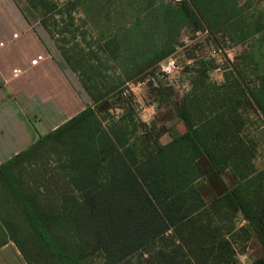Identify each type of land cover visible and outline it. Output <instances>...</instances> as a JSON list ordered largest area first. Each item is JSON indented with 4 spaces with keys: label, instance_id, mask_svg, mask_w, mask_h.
<instances>
[{
    "label": "trees",
    "instance_id": "16d2710c",
    "mask_svg": "<svg viewBox=\"0 0 264 264\" xmlns=\"http://www.w3.org/2000/svg\"><path fill=\"white\" fill-rule=\"evenodd\" d=\"M27 2L65 60L73 68L90 63L93 77L105 76L98 69L102 59L117 60L134 28L148 19L149 9L164 37L154 52L145 41L135 48L140 56L134 62L140 66L174 50V34L182 23L196 28L198 19L204 22L194 0L189 6L183 1L136 0L137 11L134 0ZM77 9L84 14L79 25L72 14ZM94 11L111 26L102 25V17L91 15ZM125 15L127 20L120 23ZM89 22L95 26L91 30L86 27ZM145 24L143 28L149 22ZM87 32L90 39L85 37ZM135 73L125 69L123 80ZM256 78L258 86L249 92L264 117V73ZM120 84L102 82L99 87L93 80L85 88L96 100ZM106 127L96 113H78L0 164V246L12 241L28 264H93L94 253L102 264H239L237 254L243 250L236 249L238 241L219 234L218 227H209L204 218L203 213L210 212L207 219L214 222L224 210L230 221L240 213L247 222L241 227L231 222L230 235L242 232V241H248L253 234L264 247V168L253 169L248 154L243 155L237 164L227 165L240 179L208 202L201 185L195 184L203 176L196 157L206 156L216 171H222L230 150L242 149L246 143L255 147L254 138L244 144L240 126L232 132L235 142H224L223 147L214 138L224 125L222 129L209 126L203 134L189 129L170 143L155 142L141 153L128 141L126 127L121 137ZM115 142L123 144L122 149ZM155 156L162 160L155 159L153 166ZM248 264H264V255Z\"/></svg>",
    "mask_w": 264,
    "mask_h": 264
},
{
    "label": "crops",
    "instance_id": "0c3cea01",
    "mask_svg": "<svg viewBox=\"0 0 264 264\" xmlns=\"http://www.w3.org/2000/svg\"><path fill=\"white\" fill-rule=\"evenodd\" d=\"M163 1L165 3L183 1L190 5V0ZM194 1L199 12L204 16V22L198 19L199 26L196 28L187 22L182 23L178 32L174 34L176 38L174 50L161 60L174 55L179 49H185L187 45L183 42V38L195 34L193 38L197 39L196 42H202L199 49H203L208 44L207 47H218L228 53L227 47H224L219 40L222 38L223 42L234 50L240 48L242 61L232 63L230 66L225 62L227 66L220 67L213 62H206V57L196 55L193 58L196 60L194 66L197 71L189 75L188 89L179 94L168 86L163 90V96L161 93L157 94L156 99L152 101L163 104L164 113H171V117L165 121L168 128L165 131L169 139L162 144L170 143L193 128L202 134L209 126L215 129L223 125L233 128L228 119H223L225 116L222 117V113H234L240 118L247 116L251 121L252 119L258 121L257 131L263 140L264 155V117L253 104L249 92L253 85L257 87L259 83L258 78L253 79V71L258 73H255L256 77L264 73L263 65L258 67L251 57L258 46L263 47V6L251 0ZM4 4L5 13L0 11V164L78 113H96L99 119L107 113H121L116 115L118 119L110 117L111 121L105 120L107 130L112 129L113 133L123 136L125 125L130 122L128 113H140L141 105L134 95H132V104L137 111L134 107L131 109V103L125 102L124 99L122 102L121 99L116 100L115 106L109 101L118 95L121 98L124 87L136 81L138 77L150 74L152 76L153 69L161 60L147 66H140L138 62L127 64L110 62V65L102 62L98 69H101L105 76L93 77L88 69L90 63L73 68L65 60L55 40L40 23L39 15L29 6L27 0H24L22 6L15 5L12 0H5ZM148 35L149 30L147 37ZM142 36L146 40L144 33ZM162 36L164 37V33ZM137 43L136 45L133 42L132 47L140 49L142 44ZM144 44L152 47V52L160 47L154 40L151 44L148 41ZM169 44L172 45V41ZM220 68L218 79L204 76L211 75ZM125 69L128 71L135 69L136 73L131 78L123 80ZM93 80L99 87L102 82L112 85L120 81L121 84L117 89L95 100L85 88V85L91 86ZM159 108L157 109L161 110ZM247 113H252L253 117ZM231 118L234 120L233 115L229 119ZM134 130V127L131 128L129 133H134ZM240 132L241 127L238 131L239 135ZM129 133L126 132L128 141L131 140ZM230 143L233 141H228V144ZM115 144L122 149L123 144L118 142ZM201 158L206 161V166L212 172L227 173L228 184L214 192L212 197L220 195L240 179L228 168L216 171L204 155L195 158L200 168ZM250 162L253 169H256L257 165L253 164V160ZM261 167L264 168V157ZM237 215L239 220L245 222L240 213ZM0 264L28 263L15 244L9 240L0 246Z\"/></svg>",
    "mask_w": 264,
    "mask_h": 264
},
{
    "label": "rangeland",
    "instance_id": "374dc122",
    "mask_svg": "<svg viewBox=\"0 0 264 264\" xmlns=\"http://www.w3.org/2000/svg\"><path fill=\"white\" fill-rule=\"evenodd\" d=\"M4 1L5 0H0V11L4 12ZM15 5L22 6L24 0H12ZM57 3H62L64 0H55ZM123 4V0H121ZM258 3L262 4L263 6V47L258 46L251 55L253 62L255 65L261 66L263 65V71H264V0L259 1ZM109 6H106L105 9H108ZM124 11L127 12L126 8L124 6L122 7ZM133 9L134 11H137L139 7L136 4V0H134L133 3ZM110 11V10H109ZM261 12V11H260ZM149 17L148 19H144V22H141L140 25L136 26L132 32V34L129 35V40L128 43L124 45L125 49L121 50L119 52V56L117 60L113 61L108 58H104L102 60L105 64L110 65V62L113 63H133L134 61L139 59L140 53L139 51L136 52L135 48H133V42L135 39H139V42L142 43L143 41H148L150 44L154 40L156 43L159 42L160 38L162 37V29L157 25V23L152 22V17L154 13L152 12V9H149L147 11ZM262 13V12H261ZM260 13V14H261ZM73 16L75 17V24L79 25L78 19L83 17V11L80 9L74 10L72 12ZM93 17L99 19V17H102L103 24L102 25H110L111 23L105 22L106 18L105 16H101V14H97L92 12L91 14ZM112 15L110 14V20H112ZM127 16H123L119 20L120 23L125 22L127 20ZM142 21L143 18H140ZM149 22L148 26L146 29H143L145 27V23ZM14 25V24H12ZM83 26V25H82ZM81 26V27H82ZM111 26V25H110ZM86 27L91 30V28H94L95 26L93 25L92 22H89V25L86 24ZM110 28V27H109ZM147 30H149V35L147 37ZM135 31V32H134ZM146 35V40H144L142 34ZM192 35V34H191ZM188 35L185 38H183V42L187 45L184 48L185 49H179L174 55H170L169 57L165 58L164 60H161L157 66L153 69V75H143L141 77H138L136 81L129 83L128 86L124 87V90H122V95L120 98V95L116 98H112L109 102L112 104H116V100L121 99V102L124 101L127 103H131L130 107L131 109L134 110L135 105L133 106V101H132V95L136 97L139 100V104L141 105L139 110L140 113H128V119L129 123L125 125L127 128V132L129 133V130L131 128H135L134 133L130 132L129 133V138H131L130 142H133L135 144V150L138 153H141L146 146L152 147L155 142L159 143H164L169 139L168 133H166L167 124L166 120L171 117V113H164L162 109V105H160L159 102H155L152 100L156 99L157 94H162L163 90L167 88L168 86H171L173 88V91L175 93H182L189 87V75L191 76L193 73L197 71V68L195 65L196 60L193 57L198 56H204L206 57V62H213L217 61V65L220 67L222 66H230L232 63L236 62H241L242 61V55L240 53V48H234L229 47V44H225L223 42L222 38H219L220 42L224 47H227L228 53H225V50L221 49V51H218V47H207V40H205V44H207L203 49H199L202 46V42H196L197 39L193 38V36ZM67 37H70L69 34H66ZM134 36V38H133ZM85 37L87 39H90V34L87 32L85 34ZM193 38V39H192ZM72 41V40H71ZM136 42V40H135ZM191 45V46H190ZM152 48V47H151ZM216 50V51H215ZM229 57V58H228ZM193 58V59H192ZM93 60H91L92 62ZM228 63L227 65L225 64ZM216 64V63H215ZM130 71V70H129ZM221 71V68L218 69L217 71H214L211 73V75H204V76H211L213 79H218L219 74L218 72ZM256 71H253V79L256 78ZM201 75V73H199ZM258 74V73H257ZM254 86V85H253ZM163 96V94H162ZM159 105V106H158ZM113 107V106H112ZM160 107L158 110L157 108ZM113 109V108H112ZM114 110V109H113ZM137 111V109H136ZM154 111L157 113H154ZM121 114V113H107V115L104 114L103 118H100L102 124L106 126V123L108 121H111L110 117H114L113 119H116V115ZM248 115H251L252 113H247ZM234 116L233 118L229 119L230 116ZM224 120L228 119L230 121L231 126L233 128H230L228 126L224 127L223 132L216 138H214V141L217 142V144L220 147L224 146V142L226 141H231L232 140V135H233V130L235 128V125L237 127H241V132L240 135L243 137V142L245 144V141L248 142L249 139H256V145L255 147H250L249 143L245 144V147L242 149H235L230 150V154L225 158V161L222 163L224 168H228L227 165H233L237 164L238 161L241 160V157L243 155L248 154L249 160H253V164L257 165L256 169H261V165L263 164V140L260 138L259 133L257 131V128L259 127V123L257 120L252 119V121L246 116L245 118H240V116H236L234 113H222V117ZM251 117H253L251 115ZM107 119V122L106 120ZM241 119V120H240ZM246 119V120H244ZM234 121V122H233ZM154 124H153V123ZM147 123V127L149 128H144V124ZM218 127V126H217ZM151 129V130H149ZM218 129H222L221 127H218ZM227 131V132H225ZM153 133V134H152ZM63 139L67 138V134H63ZM230 138V140H229ZM235 142V140H232ZM227 146V145H226ZM228 147V146H227ZM233 147V144H232ZM156 161L159 163L162 158L159 156H155L152 158L151 163L153 166L157 165L155 163ZM205 160L203 158L199 159V163L201 165V169L203 171V176L198 179V181L195 184H200L201 185V194L206 202L210 201L213 197L212 194L214 192L219 191L221 188H224L228 184V178H227V173L226 171L221 172L220 174H216L212 172L208 166L205 164ZM231 168V167H230ZM229 170V169H228ZM191 200L192 199H188ZM210 212H204V218L209 221V227H218L219 234H223L226 237H229L231 241H238V246L236 245V249H242L243 251L237 254V259L239 264H248L252 260L263 256L264 255V247L258 240V238L251 234L250 238L248 241H242L244 240L243 233L242 232H233L231 235L228 233L230 225H235V227H241L242 225H247V222H243L238 219V217H232L231 221L229 220L230 216L227 212L224 210H221V213L219 216H215L214 222H210L211 220L207 219L208 215ZM232 222V224H230ZM212 223V226H211ZM241 241V242H239ZM93 264H102V259L101 257L97 254L94 253L91 256ZM123 264V263H121Z\"/></svg>",
    "mask_w": 264,
    "mask_h": 264
},
{
    "label": "built area",
    "instance_id": "2783aa9c",
    "mask_svg": "<svg viewBox=\"0 0 264 264\" xmlns=\"http://www.w3.org/2000/svg\"><path fill=\"white\" fill-rule=\"evenodd\" d=\"M251 1H253L254 3H257V2H259V1H262V0H251ZM218 51H221V49H217ZM216 51V50H215ZM215 63L217 64L218 62L217 61H215Z\"/></svg>",
    "mask_w": 264,
    "mask_h": 264
}]
</instances>
